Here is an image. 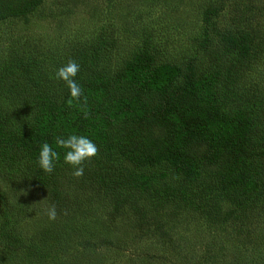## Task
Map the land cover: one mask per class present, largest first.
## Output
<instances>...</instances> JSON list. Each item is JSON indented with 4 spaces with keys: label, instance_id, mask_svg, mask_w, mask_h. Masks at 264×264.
Returning a JSON list of instances; mask_svg holds the SVG:
<instances>
[{
    "label": "trees",
    "instance_id": "1",
    "mask_svg": "<svg viewBox=\"0 0 264 264\" xmlns=\"http://www.w3.org/2000/svg\"><path fill=\"white\" fill-rule=\"evenodd\" d=\"M46 1L0 0V21H27ZM227 7L231 27L219 33L221 47L206 54L210 65L205 69L193 59L162 61L147 36L113 71L94 70L106 49L117 46L116 39L105 35L80 44L61 67L69 60L81 66L75 80L87 104L83 98L70 104L66 83L56 74L38 72L23 46L0 63V179L8 183L0 188V237L9 252L3 260L25 243L8 225L14 215L27 214L28 208L16 202L28 190L48 208L54 205L58 217L85 213L87 205L101 202L103 230L91 233L97 238L93 247L117 248L126 238H147L151 226L178 223L177 213L165 211L166 206L219 215L223 198L235 204L226 220L264 211V96L237 89L264 54V0H206L203 22L216 25ZM73 134L88 137L99 149L82 177L64 163L67 149L55 144L57 137ZM44 142L60 153L51 174L38 163ZM208 169L213 180L203 183L201 173ZM171 172L187 184L163 185ZM66 235L59 244H76L73 234ZM89 245L86 241L84 247ZM95 258L92 263L73 258L70 264L105 261Z\"/></svg>",
    "mask_w": 264,
    "mask_h": 264
},
{
    "label": "rangeland",
    "instance_id": "2",
    "mask_svg": "<svg viewBox=\"0 0 264 264\" xmlns=\"http://www.w3.org/2000/svg\"><path fill=\"white\" fill-rule=\"evenodd\" d=\"M227 2L231 0H226ZM206 0H47L46 5L28 20L0 21V63L22 47L34 59L38 72L55 75L66 56L78 46L90 45L98 37L113 36L117 46L107 48L92 69L114 70L149 36L162 61L185 63L191 59L197 67L209 66L206 54L221 47L219 33L231 27L229 7L215 18L216 25L203 22ZM237 89L243 95L264 96V54L243 75ZM157 133L162 132L156 130ZM123 165L131 169L128 163ZM211 169L201 173L203 183L212 181ZM163 185L185 186L177 172L168 173ZM0 179V188L7 187ZM71 196L75 195L70 191ZM82 200V199H81ZM11 201V200H10ZM13 201V200H12ZM11 201V203H12ZM219 215H200L186 208H164L175 212L179 222L151 226L153 233L141 240L117 242L119 247H93L92 232H102L103 205L92 202L85 213L74 211L71 217L50 220L48 207L39 194L27 191L18 207L28 208L26 215H14L8 229L25 239L14 255L8 256L7 242L0 237V264H70L80 257L92 263L97 255L103 264H264V211L240 214L230 220L223 216L235 204L221 198ZM260 210V209H259ZM3 208L0 205V223ZM25 216V217H23ZM161 228L166 234L160 236ZM130 229V227H129ZM62 234V235H61ZM73 234L72 247L66 248L60 238ZM132 234V233H131ZM164 234V233H162ZM88 241L89 249L84 247ZM121 254L116 258L115 254ZM113 256V257H112ZM131 259L134 261L132 262Z\"/></svg>",
    "mask_w": 264,
    "mask_h": 264
},
{
    "label": "clouds",
    "instance_id": "3",
    "mask_svg": "<svg viewBox=\"0 0 264 264\" xmlns=\"http://www.w3.org/2000/svg\"><path fill=\"white\" fill-rule=\"evenodd\" d=\"M80 65L75 60H69L66 65L60 67L56 72V78L63 80L70 90L71 100L81 101L87 104V97L84 95L83 88L75 80L80 72ZM55 144L61 149H67L64 154V163L71 165L73 168V175L75 177H82L84 175V165L86 162L90 163L94 157L99 153L97 145L86 136L69 135L67 138L57 137ZM60 159V153L56 151L48 142L40 145L39 152V166L46 173H53L56 167V162ZM48 217L50 220H55L57 211L53 205L48 209Z\"/></svg>",
    "mask_w": 264,
    "mask_h": 264
}]
</instances>
